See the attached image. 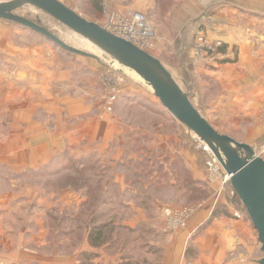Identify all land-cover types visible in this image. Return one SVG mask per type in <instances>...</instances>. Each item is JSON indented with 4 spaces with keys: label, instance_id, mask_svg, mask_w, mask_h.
Masks as SVG:
<instances>
[{
    "label": "rangeland",
    "instance_id": "rangeland-1",
    "mask_svg": "<svg viewBox=\"0 0 264 264\" xmlns=\"http://www.w3.org/2000/svg\"><path fill=\"white\" fill-rule=\"evenodd\" d=\"M59 1L104 28L144 14L159 32L146 52L264 159V0ZM16 13L100 61L0 20V264H258L239 197L151 88L47 14Z\"/></svg>",
    "mask_w": 264,
    "mask_h": 264
},
{
    "label": "water",
    "instance_id": "water-1",
    "mask_svg": "<svg viewBox=\"0 0 264 264\" xmlns=\"http://www.w3.org/2000/svg\"><path fill=\"white\" fill-rule=\"evenodd\" d=\"M33 7L55 19L74 33L93 44L105 58L124 69L134 71L160 100L162 106L181 124L209 146L231 177L233 191L258 233L264 255V159L250 145L239 143L221 134L204 118L192 103L191 96L179 85L167 67L152 54L121 38L97 23L88 21L59 0H12L0 2V20L29 29L61 49L78 56L100 61L91 53L77 49L50 30L16 12ZM264 264V256L258 261Z\"/></svg>",
    "mask_w": 264,
    "mask_h": 264
},
{
    "label": "built area",
    "instance_id": "built-area-1",
    "mask_svg": "<svg viewBox=\"0 0 264 264\" xmlns=\"http://www.w3.org/2000/svg\"><path fill=\"white\" fill-rule=\"evenodd\" d=\"M105 29L134 43L145 51L148 47L152 46V43L157 38L155 26L142 13H134L129 16L120 15L109 17ZM114 99L115 97H113V100ZM192 138L196 147L205 154L206 166L210 176L214 180L220 181L222 193L226 186L231 183V177L224 171L222 164L209 146L195 134H193ZM237 216H239V214H237Z\"/></svg>",
    "mask_w": 264,
    "mask_h": 264
},
{
    "label": "trees",
    "instance_id": "trees-1",
    "mask_svg": "<svg viewBox=\"0 0 264 264\" xmlns=\"http://www.w3.org/2000/svg\"><path fill=\"white\" fill-rule=\"evenodd\" d=\"M91 2L93 3L94 7L101 12L102 11V0H91ZM228 187H230L232 189L231 183L228 184ZM233 190V189H232ZM236 197L238 198L237 194ZM221 213L220 211H215L213 217L215 216H220ZM107 226L103 225V226H98L95 227L91 234H90V243L93 247L98 248L100 246L103 245L104 243V235H105V231H106Z\"/></svg>",
    "mask_w": 264,
    "mask_h": 264
},
{
    "label": "crops",
    "instance_id": "crops-1",
    "mask_svg": "<svg viewBox=\"0 0 264 264\" xmlns=\"http://www.w3.org/2000/svg\"><path fill=\"white\" fill-rule=\"evenodd\" d=\"M252 14H253V13H252ZM257 14H258V13H257ZM157 33H158V34H157V38L154 40V43H157V44H158L157 41H158V37H159V32L157 31ZM220 35H221V37H222V33H221ZM221 37H220V38H221ZM214 38L217 39V38H219V36H217V34H216V36H214ZM222 39H224L226 42H232L231 40H234L233 37L230 36V38H228V37H226V35H225ZM232 43H234V42H232ZM185 78H186V77H185Z\"/></svg>",
    "mask_w": 264,
    "mask_h": 264
},
{
    "label": "bare ground",
    "instance_id": "bare-ground-1",
    "mask_svg": "<svg viewBox=\"0 0 264 264\" xmlns=\"http://www.w3.org/2000/svg\"><path fill=\"white\" fill-rule=\"evenodd\" d=\"M116 65H119L117 62L115 63ZM120 66V65H119ZM124 70L126 71V70H128V71H130V72H133V73H135L134 71H131V70H129V69H125L124 68ZM136 74V73H135ZM137 75V74H136ZM138 76V75H137ZM139 77V76H138ZM140 78V77H139ZM141 79V78H140ZM141 81L144 83V84H146L142 79H141ZM147 85V84H146ZM148 86V85H147ZM149 87V86H148ZM151 88V87H150ZM151 90H152V88H151ZM153 91V90H152Z\"/></svg>",
    "mask_w": 264,
    "mask_h": 264
}]
</instances>
